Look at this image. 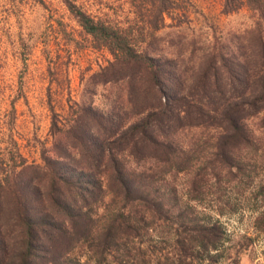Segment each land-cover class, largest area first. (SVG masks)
<instances>
[{"label": "trees", "instance_id": "1", "mask_svg": "<svg viewBox=\"0 0 264 264\" xmlns=\"http://www.w3.org/2000/svg\"><path fill=\"white\" fill-rule=\"evenodd\" d=\"M62 2L111 60L66 113L50 105L39 163L12 132L15 99L0 120V264H240L255 238L227 255L220 219L239 186L264 234V0H220L252 22L206 45L159 34L189 0H131L124 23Z\"/></svg>", "mask_w": 264, "mask_h": 264}, {"label": "rangeland", "instance_id": "2", "mask_svg": "<svg viewBox=\"0 0 264 264\" xmlns=\"http://www.w3.org/2000/svg\"><path fill=\"white\" fill-rule=\"evenodd\" d=\"M74 1L94 17L122 23L135 18L131 0ZM221 10L220 0H189L184 10L165 16V28L159 34L175 31L187 42L206 45L214 35L241 30L252 22L246 10L231 15H223ZM179 19L180 27H169ZM110 60L108 51L93 43L62 0H0V120L5 119L15 99L12 132L28 162L39 163V143L49 141L50 105L56 112L66 113L67 99L78 100L88 77ZM108 91L95 89L96 104L109 95ZM3 131L1 125L0 133ZM237 190L241 188L233 187L227 193L232 194L231 204L240 205L238 212L220 219L231 241L227 255H233V247L247 235L255 241L240 254V264H264V234L255 230V214L241 208L247 202L242 204L243 197L234 194Z\"/></svg>", "mask_w": 264, "mask_h": 264}]
</instances>
